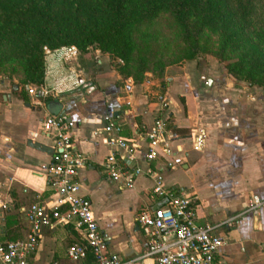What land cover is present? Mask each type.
<instances>
[{
	"label": "crops",
	"instance_id": "1",
	"mask_svg": "<svg viewBox=\"0 0 264 264\" xmlns=\"http://www.w3.org/2000/svg\"><path fill=\"white\" fill-rule=\"evenodd\" d=\"M167 74L163 92L118 86L113 71L100 69L92 74L94 83L40 104L9 92L1 94L2 197H11L19 205L37 194L48 195L47 178L37 168L51 154L29 146L27 140L52 147L53 137L43 132L42 122L50 114L65 112L74 122L75 147L89 157L76 179L80 192L91 201L108 250L122 262L156 264L153 256L144 255L148 238L137 221L140 210L152 202L150 182L139 177L133 187L120 189L110 180L101 165L109 148L97 130L111 114L122 124L124 138L139 140L142 126L150 127L158 114L161 99H168L166 112L180 134L198 126L207 132L200 151L191 150L189 140H182L188 152L176 169L190 172L185 183L169 181L176 169L165 172V180L195 194L200 225L219 226L223 244L212 264H264V202L255 211L248 207L253 195L264 200V90L240 85L218 63L206 61H188L168 68ZM90 86L93 89L86 92ZM172 106L178 108V116ZM139 143L144 146V141ZM9 214L13 216L0 218V242L10 240L13 233L22 237L26 231L27 222L15 207ZM77 238L71 226L46 229L33 258L42 263L87 264L66 255L67 246Z\"/></svg>",
	"mask_w": 264,
	"mask_h": 264
},
{
	"label": "built area",
	"instance_id": "2",
	"mask_svg": "<svg viewBox=\"0 0 264 264\" xmlns=\"http://www.w3.org/2000/svg\"><path fill=\"white\" fill-rule=\"evenodd\" d=\"M78 54L75 45L44 47L43 81L26 87L35 104L60 98L85 85L84 71L73 64ZM168 103V99H161L158 114L150 127L142 126L139 140L124 138L122 124L111 114L104 118L106 123L97 130L109 148L101 163L102 170L120 189L133 187L139 177L150 182L152 202L137 217L148 238L144 255L153 256L156 264H212L223 244L219 226L200 225L195 194L185 187L166 184L165 180V172L184 163L188 151L182 140H189L191 150L200 151L207 132L198 126L186 135L180 134L166 112ZM42 130L53 137L50 160L37 168L47 178L49 193L37 194L28 203L16 207L27 222L26 231L22 237L0 242V264H59L56 260L42 263L33 258L44 231L57 226H71L78 233V238L66 248L70 260L89 258L90 264H132V261L122 262L117 253L108 250L91 201L80 192L76 177L78 170L88 164L89 157L74 145L73 120L65 112L50 114L42 122ZM3 189L0 182L2 220L14 208L11 197L9 200L2 197ZM263 202L253 195L248 207L255 211Z\"/></svg>",
	"mask_w": 264,
	"mask_h": 264
},
{
	"label": "rangeland",
	"instance_id": "3",
	"mask_svg": "<svg viewBox=\"0 0 264 264\" xmlns=\"http://www.w3.org/2000/svg\"><path fill=\"white\" fill-rule=\"evenodd\" d=\"M54 5L55 10L62 9L60 1ZM93 5V18L83 23L82 35L68 26H52L39 34L28 20L2 15L0 8V99L6 92L31 99L26 87L43 81L39 75L44 47L67 45L78 49L73 64L84 71L85 84L95 82V71L106 69L113 71L118 86L163 92L168 68L206 61L218 63L226 75L228 62L239 68L241 79L236 83L264 90L263 84L248 85L249 76L264 82L261 0H156L152 6L144 0L119 5L93 0ZM172 109L178 116V108ZM189 175L178 168L168 179L184 184Z\"/></svg>",
	"mask_w": 264,
	"mask_h": 264
},
{
	"label": "trees",
	"instance_id": "4",
	"mask_svg": "<svg viewBox=\"0 0 264 264\" xmlns=\"http://www.w3.org/2000/svg\"><path fill=\"white\" fill-rule=\"evenodd\" d=\"M58 1H60V6H62V9L59 11L55 10L54 5ZM111 1L116 5H119L121 2L123 3L127 0ZM153 1L156 0H144L146 5L149 4V6L153 5ZM261 4L264 7V0H261ZM0 8L2 9V15L28 20L32 25L33 31L39 34L47 32L52 26H68L74 28V31L82 35V26L85 22L87 23L93 18L94 5L93 0H0ZM183 26L184 28L188 27L186 20H184ZM56 47L58 46H51V48ZM225 66L229 75H231L236 81L241 79L239 75V68H233L228 62H226ZM43 72L44 60L42 58L41 72L39 75V79L41 80L43 79ZM249 77L248 85L255 83L264 85L263 80L260 81L259 79H251V76ZM19 97L24 101H27L24 96L19 95ZM12 195H15L14 191ZM17 206L18 202H15L14 207L16 208ZM10 215L11 214H7V217ZM16 238H18V236L15 233L10 236V239ZM87 264H90L89 258L87 260Z\"/></svg>",
	"mask_w": 264,
	"mask_h": 264
},
{
	"label": "water",
	"instance_id": "5",
	"mask_svg": "<svg viewBox=\"0 0 264 264\" xmlns=\"http://www.w3.org/2000/svg\"><path fill=\"white\" fill-rule=\"evenodd\" d=\"M230 76H231V75H230ZM231 77H232V76H231ZM232 78H233V77H232ZM233 79H234V78H233ZM92 89H93L92 86L87 87V88H86V92H89V91L92 90ZM27 144H28L29 146L34 147V148H36V149H38V150H40V151H43V152H45V153H47V154H52V153H53V149H52V147L47 146V145H45V144H42V143H39V142H32L30 139L27 140Z\"/></svg>",
	"mask_w": 264,
	"mask_h": 264
}]
</instances>
